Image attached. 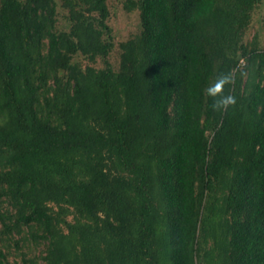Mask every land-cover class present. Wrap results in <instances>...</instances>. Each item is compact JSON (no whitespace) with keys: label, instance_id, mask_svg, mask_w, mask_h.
Listing matches in <instances>:
<instances>
[{"label":"trees","instance_id":"16d2710c","mask_svg":"<svg viewBox=\"0 0 264 264\" xmlns=\"http://www.w3.org/2000/svg\"><path fill=\"white\" fill-rule=\"evenodd\" d=\"M107 1L61 0L60 33L55 0H1L0 200L44 264H264V50L244 43L262 0H125L142 31L119 71ZM229 71L237 105L213 112Z\"/></svg>","mask_w":264,"mask_h":264},{"label":"rangeland","instance_id":"374dc122","mask_svg":"<svg viewBox=\"0 0 264 264\" xmlns=\"http://www.w3.org/2000/svg\"><path fill=\"white\" fill-rule=\"evenodd\" d=\"M57 2V24L58 32H70L72 22L67 9L62 5L61 0ZM1 5V0H0ZM107 5L110 17L107 21L111 33L103 35V40H110L113 43L107 61L115 71H119L121 64L120 45L138 36L142 31L140 13L137 10L129 11L125 7V0H108ZM96 14H91L94 19ZM244 43L250 50H264V0L255 8L252 22L246 30ZM243 62V61H242ZM73 63L78 64L82 69L94 67L103 69L105 61L97 57L92 61L87 54L79 52L75 55ZM59 77L67 82L66 73L60 71ZM53 80L50 81V86ZM51 93H53L51 91ZM54 208L55 206L52 205ZM55 210H57L55 208ZM18 208L9 199L0 200V260L9 264H44L48 255L49 242L42 237V229L34 224L19 223ZM68 221L73 220L69 216Z\"/></svg>","mask_w":264,"mask_h":264},{"label":"clouds","instance_id":"9594fccd","mask_svg":"<svg viewBox=\"0 0 264 264\" xmlns=\"http://www.w3.org/2000/svg\"><path fill=\"white\" fill-rule=\"evenodd\" d=\"M235 83L233 72L220 73L214 82L205 89L207 97L211 99L210 108L213 112H227L237 105V97L232 94L231 87Z\"/></svg>","mask_w":264,"mask_h":264}]
</instances>
